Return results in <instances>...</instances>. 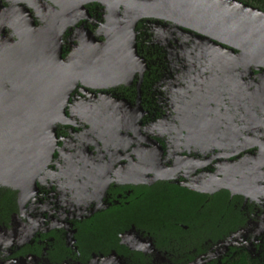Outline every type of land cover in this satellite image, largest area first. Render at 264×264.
I'll use <instances>...</instances> for the list:
<instances>
[{
    "label": "flooded vegetation",
    "instance_id": "1",
    "mask_svg": "<svg viewBox=\"0 0 264 264\" xmlns=\"http://www.w3.org/2000/svg\"><path fill=\"white\" fill-rule=\"evenodd\" d=\"M78 1L0 0L14 63L59 84L50 159L0 185V264H264V67L153 18L96 44L106 10Z\"/></svg>",
    "mask_w": 264,
    "mask_h": 264
},
{
    "label": "water",
    "instance_id": "2",
    "mask_svg": "<svg viewBox=\"0 0 264 264\" xmlns=\"http://www.w3.org/2000/svg\"><path fill=\"white\" fill-rule=\"evenodd\" d=\"M88 1L79 0L77 5L82 7ZM94 1L106 10L105 22L98 25V33L106 35L107 40H98L96 44L105 46L111 42L110 38L122 39L124 45L134 44L137 21L153 18L154 24H159L155 25L156 39L175 32L191 37L195 49L216 46L220 55L217 59L224 71L231 63L247 70L251 64L264 67V11L252 5L239 0ZM2 21L7 23L5 18ZM12 51L17 53L19 49L6 39L0 42V185L19 189L21 199L24 183L36 178L54 148V118L50 112L54 106L48 105L47 113L46 108L47 104L57 102L41 97L55 94L59 84L45 81L46 66L38 67L37 75H32L35 67L25 65L26 62L15 64ZM72 85L63 83L61 91L66 92Z\"/></svg>",
    "mask_w": 264,
    "mask_h": 264
},
{
    "label": "trees",
    "instance_id": "3",
    "mask_svg": "<svg viewBox=\"0 0 264 264\" xmlns=\"http://www.w3.org/2000/svg\"><path fill=\"white\" fill-rule=\"evenodd\" d=\"M5 197L8 198V193L5 194ZM226 264H243V263H241L240 261L237 262V261H235V260H232L231 262H228V263H226Z\"/></svg>",
    "mask_w": 264,
    "mask_h": 264
}]
</instances>
